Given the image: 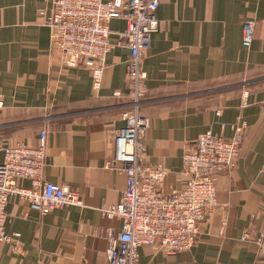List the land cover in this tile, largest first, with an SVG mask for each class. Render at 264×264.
<instances>
[{"label":"crops","instance_id":"1","mask_svg":"<svg viewBox=\"0 0 264 264\" xmlns=\"http://www.w3.org/2000/svg\"><path fill=\"white\" fill-rule=\"evenodd\" d=\"M50 3L0 0V161L5 145H35L46 129L44 178L68 184L83 204L42 214L12 197L6 230L20 233L21 249L0 245V264H107L106 231L120 230L121 219L101 208L117 203L126 185L125 173L107 163L116 151L112 134L124 125L122 112L133 97L130 52L113 33L115 46L95 88L91 71L63 64L51 44L40 13ZM156 14L159 27L141 56L140 107L149 118L143 159L170 170L162 190L183 185V152L202 132L231 136L237 119L246 127L237 165L215 177L220 205L200 224L197 243L172 254L143 245L137 260L264 264L257 242L264 232V0H160ZM250 18L254 36L245 47L243 22ZM125 25L119 18L110 22L113 30Z\"/></svg>","mask_w":264,"mask_h":264},{"label":"built area","instance_id":"2","mask_svg":"<svg viewBox=\"0 0 264 264\" xmlns=\"http://www.w3.org/2000/svg\"><path fill=\"white\" fill-rule=\"evenodd\" d=\"M160 0H51L40 13L50 28L51 44L60 51L67 66L83 65L93 77V86L100 88L108 65L107 56L115 44L128 47L126 67L132 82L133 97L122 112L124 125L112 134L116 145L113 160L107 165L126 176L120 200L101 208L107 217H119L121 228L106 231L107 264H141L137 253L141 246L151 245L167 253L192 248L198 241L200 224L220 205L216 175L237 165L246 122L232 125L233 134L224 136L208 128L183 152V185L164 192L161 184L170 171L161 163L145 161L143 134L149 118L142 113L140 94L145 72L141 56L151 43L152 33L159 27L156 11ZM125 20V27L113 30L111 20ZM254 19L243 22L242 44L250 47L254 36ZM120 95V92H116ZM3 101L0 100V106ZM220 113V111H218ZM47 131L42 129L37 144L18 142L3 147L0 161V245L11 243L20 251V233L6 230V206L12 197L28 200L42 214L65 205H81L79 192L65 183L44 178L47 152ZM30 185H25L24 180ZM225 224V222L223 223ZM223 229L221 233H223ZM245 232L243 239H249ZM264 248V232L257 238Z\"/></svg>","mask_w":264,"mask_h":264}]
</instances>
